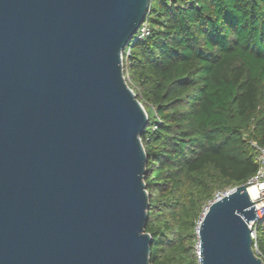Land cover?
Returning <instances> with one entry per match:
<instances>
[{
    "label": "water",
    "instance_id": "obj_1",
    "mask_svg": "<svg viewBox=\"0 0 264 264\" xmlns=\"http://www.w3.org/2000/svg\"><path fill=\"white\" fill-rule=\"evenodd\" d=\"M149 4L0 0V264H150L148 115L122 65ZM250 184L207 206L198 264H264Z\"/></svg>",
    "mask_w": 264,
    "mask_h": 264
},
{
    "label": "trees",
    "instance_id": "obj_2",
    "mask_svg": "<svg viewBox=\"0 0 264 264\" xmlns=\"http://www.w3.org/2000/svg\"><path fill=\"white\" fill-rule=\"evenodd\" d=\"M150 33L122 52L148 120L150 264H198L197 224L256 173L264 147V0H150ZM254 250L264 261V218Z\"/></svg>",
    "mask_w": 264,
    "mask_h": 264
},
{
    "label": "built area",
    "instance_id": "obj_3",
    "mask_svg": "<svg viewBox=\"0 0 264 264\" xmlns=\"http://www.w3.org/2000/svg\"><path fill=\"white\" fill-rule=\"evenodd\" d=\"M149 33H150L149 24L144 19L141 22L140 26L138 27L136 33L134 34V39H143L144 37L148 36ZM252 145L254 146V149H255V161L258 164V168H257L256 173L248 180V183H251L249 187L251 186L254 187V191L251 193L249 192L250 188H248V193H249V196L252 202L258 200L253 203L258 216L256 217L255 220L249 221L247 225L251 231L250 234L253 240L255 238V223L256 221L264 218V147L259 146L255 143H252ZM227 192L218 193L214 199L221 197ZM207 206L205 207L203 213L206 211ZM253 248H254V245H253Z\"/></svg>",
    "mask_w": 264,
    "mask_h": 264
},
{
    "label": "bare ground",
    "instance_id": "obj_4",
    "mask_svg": "<svg viewBox=\"0 0 264 264\" xmlns=\"http://www.w3.org/2000/svg\"><path fill=\"white\" fill-rule=\"evenodd\" d=\"M250 189H249V192L251 193V192H253L254 191V187L253 186H251V187H249ZM223 196V195H222ZM221 196V197H222ZM221 197H219V198H221ZM219 198H217V199H219Z\"/></svg>",
    "mask_w": 264,
    "mask_h": 264
},
{
    "label": "rangeland",
    "instance_id": "obj_5",
    "mask_svg": "<svg viewBox=\"0 0 264 264\" xmlns=\"http://www.w3.org/2000/svg\"><path fill=\"white\" fill-rule=\"evenodd\" d=\"M202 217V216H201ZM196 233H197V231H196ZM196 247H197V256H198V242H197V244H196Z\"/></svg>",
    "mask_w": 264,
    "mask_h": 264
}]
</instances>
